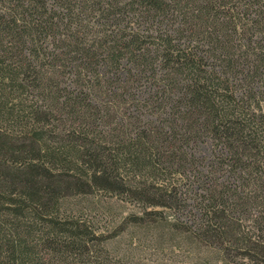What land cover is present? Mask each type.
Listing matches in <instances>:
<instances>
[{
	"label": "trees",
	"instance_id": "trees-1",
	"mask_svg": "<svg viewBox=\"0 0 264 264\" xmlns=\"http://www.w3.org/2000/svg\"><path fill=\"white\" fill-rule=\"evenodd\" d=\"M139 230L264 264V0H0V264Z\"/></svg>",
	"mask_w": 264,
	"mask_h": 264
},
{
	"label": "rangeland",
	"instance_id": "rangeland-1",
	"mask_svg": "<svg viewBox=\"0 0 264 264\" xmlns=\"http://www.w3.org/2000/svg\"><path fill=\"white\" fill-rule=\"evenodd\" d=\"M203 151H206L205 148ZM115 211H128L132 208L127 203H115ZM116 247H120L119 251H125L131 264H173L178 256L164 242L158 240H150L148 232L139 230L136 234H130L126 231L114 241Z\"/></svg>",
	"mask_w": 264,
	"mask_h": 264
}]
</instances>
